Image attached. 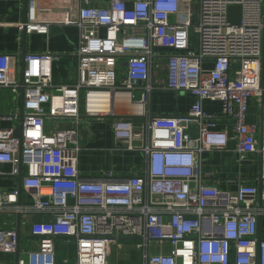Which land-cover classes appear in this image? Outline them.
<instances>
[{
    "label": "built area",
    "instance_id": "built-area-1",
    "mask_svg": "<svg viewBox=\"0 0 264 264\" xmlns=\"http://www.w3.org/2000/svg\"><path fill=\"white\" fill-rule=\"evenodd\" d=\"M86 2L78 20L67 13L63 21L104 27L106 33L81 40L75 84L54 81L53 61L60 53L24 55L15 80L11 63L17 56L0 54V90L23 91L22 138L14 134L17 127L0 126V176L22 174V187L33 198L24 204L20 189L0 188V212L51 216L32 224L38 248L25 252L27 259L19 256L18 264H56L58 237L76 240L77 264H110L113 243L125 238L142 241L143 264H264V0H200L194 25L172 20L180 0H111L107 7ZM237 5L241 21L232 24L229 8ZM17 26L48 33L50 23ZM134 27L146 32L127 35ZM155 46L172 48L166 88L197 99L187 113L153 115L146 109ZM122 58L126 71L119 81L116 63ZM253 97L262 103L260 126L247 121ZM205 99L222 103L223 114L235 120L233 135L215 129L217 117L204 110ZM127 102L133 110L117 115ZM83 115L112 116L117 149L142 152L144 172L82 176L76 130H48L47 124ZM18 118V112L0 113V120ZM192 123L199 128L195 137L188 132ZM231 138L239 164L259 155L258 184L240 182L225 190L206 182L214 173L203 170L204 153L228 149ZM19 241L17 230L0 228V251L17 252ZM151 242L168 243L170 253L150 254Z\"/></svg>",
    "mask_w": 264,
    "mask_h": 264
},
{
    "label": "crops",
    "instance_id": "crops-1",
    "mask_svg": "<svg viewBox=\"0 0 264 264\" xmlns=\"http://www.w3.org/2000/svg\"><path fill=\"white\" fill-rule=\"evenodd\" d=\"M93 6L107 7L111 0H90ZM87 5L86 0H0V54H13L17 60L12 61L14 70L13 79L22 64V58L29 53L55 52L62 55L53 61L54 81L57 84H75L78 79V60L76 52L82 39L93 36H104V27L79 26L67 24L63 21L69 14L73 20L79 19L80 8ZM200 0H180L179 12L172 20L177 23L194 25L199 21ZM49 22L48 33L21 32L18 23L21 22ZM141 27L128 28L127 35H144ZM196 45V37L193 39ZM157 54L152 58L153 88L149 94L146 109L153 115H175L187 113L197 101L190 92L173 91L166 88L167 55L172 48L155 46ZM21 61V62H20ZM264 72V43L263 58ZM205 67H213L212 61H207ZM119 76L126 71L125 59L116 63ZM1 76V73H0ZM135 97H140V90ZM0 98L4 99L5 107L10 104L9 112H18L19 118L0 120V126L19 127L22 121L21 92L10 87L0 90ZM135 100V99H134ZM9 104H8V103ZM203 108L214 114L215 129L226 130L233 135L235 120L223 114L222 103L219 100L205 99ZM4 107V106H3ZM261 99L253 97L249 100L247 121L261 125ZM13 109V110H12ZM133 110V103H122L118 106L117 115L128 116ZM7 112V113H9ZM143 119L137 116L135 122L142 123ZM113 117L88 118L73 121L68 118L49 119L48 130L75 129L78 134V143L81 147L79 154V169L84 177H97L103 172H112L117 176L142 174L145 170V157L140 151L117 149L112 131ZM192 136L199 134L196 123H192L188 131ZM236 141L230 139L228 149L223 151L206 152L203 155L202 168L205 172H213L214 177L206 180L208 184L216 185L225 190H235L240 182L258 184L260 174V158L257 153L251 154L247 161L239 164V154L235 150ZM5 169H10L8 165ZM0 188L5 190L20 189L21 203L32 202V192L22 187L19 176H0ZM51 216L45 213H15L0 212V228L17 230L20 233L19 256L21 251H31L38 248V239L31 234V227L37 221H50ZM137 240V241H135ZM24 244V249H23ZM168 243L151 242L148 245L150 254L170 253ZM78 245L75 239L58 237L55 240L56 264H77ZM143 243L139 239L125 238L113 243L110 264H143ZM16 252L0 251V264H15Z\"/></svg>",
    "mask_w": 264,
    "mask_h": 264
},
{
    "label": "water",
    "instance_id": "water-1",
    "mask_svg": "<svg viewBox=\"0 0 264 264\" xmlns=\"http://www.w3.org/2000/svg\"><path fill=\"white\" fill-rule=\"evenodd\" d=\"M229 20L232 24H238L241 21V16H242V9L241 6L237 5V6H231L229 8ZM21 102H23V91L21 92ZM23 104V103H22ZM15 136L18 138H22V126L20 125L19 127H17L15 129L14 132ZM21 167H22V163H21ZM22 176V174L20 175V177ZM18 260H19V249L16 252V261L15 264H18Z\"/></svg>",
    "mask_w": 264,
    "mask_h": 264
},
{
    "label": "rangeland",
    "instance_id": "rangeland-1",
    "mask_svg": "<svg viewBox=\"0 0 264 264\" xmlns=\"http://www.w3.org/2000/svg\"><path fill=\"white\" fill-rule=\"evenodd\" d=\"M4 99H2V98H0V113H7V112H9L10 110H9V108L11 107L10 106V104H9V106L7 105L6 107H5V102L3 101ZM4 106V107H3ZM13 110V109H12ZM1 229H8V228H2L1 227ZM135 241H137V240H135ZM140 241V240H139ZM23 249H24V244H23ZM25 252H27V251H21V254H20V256L21 257H23V258H25V259H27L28 257H27V254L25 253Z\"/></svg>",
    "mask_w": 264,
    "mask_h": 264
},
{
    "label": "trees",
    "instance_id": "trees-1",
    "mask_svg": "<svg viewBox=\"0 0 264 264\" xmlns=\"http://www.w3.org/2000/svg\"><path fill=\"white\" fill-rule=\"evenodd\" d=\"M134 119H136V118H134Z\"/></svg>",
    "mask_w": 264,
    "mask_h": 264
}]
</instances>
